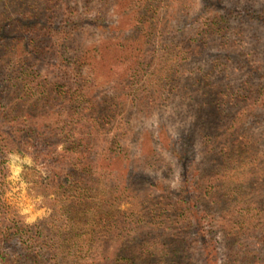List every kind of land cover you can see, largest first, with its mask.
Here are the masks:
<instances>
[{"label":"rangeland","instance_id":"obj_1","mask_svg":"<svg viewBox=\"0 0 264 264\" xmlns=\"http://www.w3.org/2000/svg\"><path fill=\"white\" fill-rule=\"evenodd\" d=\"M263 11L264 0H0V126L13 130L4 119L7 94L24 95L29 89L34 102L54 85L56 64L73 63L101 43L85 61L99 93L97 101L94 94L88 97L89 112L96 113L94 145L101 152V146L120 136L121 143L136 150L134 158L116 159L108 168L119 173L138 154L143 159L157 152L153 168L141 178L146 182L143 206H123L129 220L141 219L135 235L145 230L151 240L166 241L184 224L187 264H264V111L254 100L257 88L264 86ZM65 15L88 23L77 42L57 29ZM36 22H54L53 37L60 47L57 42L56 48L47 47L52 42L48 33L44 42L32 34ZM112 41L134 46L128 52L134 61L120 64L109 57ZM192 44L196 48L186 53ZM136 60L142 64L135 67ZM136 94L139 104L132 102ZM240 115L238 126L232 118ZM230 126L240 129L237 136L241 133L244 145L233 162L227 157L235 139ZM194 133L197 143L191 147L185 139ZM171 139L177 148H186L185 160L171 154ZM4 142L0 199L11 207L8 218L25 221L20 211L28 209V214L39 213L34 224L40 223L54 195L30 192L35 188L33 153L23 151L19 139ZM58 146L52 151L55 159H61L65 144ZM17 167L21 171L13 177ZM194 167L202 175L205 196L190 188ZM153 182L161 187L152 188ZM181 194L190 202L187 206L178 203ZM18 246L14 238L6 249Z\"/></svg>","mask_w":264,"mask_h":264},{"label":"trees","instance_id":"obj_2","mask_svg":"<svg viewBox=\"0 0 264 264\" xmlns=\"http://www.w3.org/2000/svg\"><path fill=\"white\" fill-rule=\"evenodd\" d=\"M48 11L53 13L51 10ZM261 14L264 17V11ZM36 17L33 16L34 21ZM83 21L84 17L71 19L65 15L57 29L62 32V37H69L77 42L83 30L88 27V23L82 24ZM33 25L35 31L32 34H36L44 42L45 33H48L52 42L47 47L56 48L54 22L45 26L40 22ZM26 27L25 31L30 32L31 26ZM143 38L144 43H147V36L143 35ZM57 44L59 45L58 42ZM100 44L95 45L93 49L90 47V52L99 50ZM108 48L111 50L109 57L112 56L114 61L120 64L127 59L134 61L130 54L134 51V46L131 48L125 43L112 41ZM195 48L196 46L192 44L186 53H191ZM89 50H86L83 56H77L79 59L76 57L73 63L56 64V69L51 72L54 85L49 91L48 89L41 91L40 97L34 102L29 101V89L24 95H6L8 114L4 119L13 130L4 131L0 126V153L8 146L4 141L19 139L23 151L34 155L31 173L35 176V188L30 187V192L54 196L50 199V211L46 220L35 224H26L18 218L19 216L9 219L11 207L0 199V262L187 264L184 254L188 247L184 234L188 228L186 229L184 224L175 227L174 235H170L166 241L151 240L148 238L150 233L145 234V230H140L139 235H135L140 218L134 222L124 214L123 206L126 204L138 205L141 208L142 193L145 189L142 185L146 183L141 178H146L143 171L153 168L151 159L157 152L154 149L153 155L148 154L143 159L138 154L136 159L125 167V173L108 169L116 159H125L131 155L134 158L136 150L133 151L129 144L121 143L120 136H115L106 142V145L101 146V152H98L99 147L93 143L96 139L91 126L95 122L96 113L89 112L93 108L88 97L94 94L96 100L99 93L96 90L98 84L95 78L88 72L89 64H85L86 59L93 58ZM59 55L63 60V54ZM136 64L142 63L136 60L135 67ZM24 74L28 76L25 69ZM136 76L137 74L133 75ZM47 85H50L48 80ZM257 90L254 100L257 101L259 110L264 111V86ZM15 93H19V90ZM138 96L139 94H136L137 98L132 100L133 103H141L139 101L142 99ZM242 118L243 115L236 116L232 121L236 124ZM236 125H242V120ZM228 131L235 136L232 149L227 154L229 162H233L237 159L236 152L244 145L241 133L237 136L240 129L230 126ZM68 140H71L69 146ZM185 141L188 142V146L196 145L197 134H190ZM63 143L65 144L63 156L61 159H55L52 151ZM177 147L178 145L171 139L169 151L180 161L185 160L186 148ZM211 148L213 150L212 146ZM195 167L191 175L196 180L190 188L196 193L203 194L205 185L201 183L202 175ZM42 169H45L46 173ZM209 176L213 177L211 173ZM161 184L153 182L151 186L160 188ZM205 194L207 193L203 195ZM181 196L183 200L179 199L178 203L187 206L190 202L183 194ZM191 204L195 205V201L191 200ZM186 206H182L181 209ZM191 209L187 208L188 211ZM190 214L194 215V212L191 211ZM201 215L206 214L202 212ZM195 216L198 218L197 214ZM187 221L186 217L181 222ZM183 228L185 230H181ZM14 238L19 240V246L7 251L6 246H9Z\"/></svg>","mask_w":264,"mask_h":264},{"label":"clouds","instance_id":"obj_3","mask_svg":"<svg viewBox=\"0 0 264 264\" xmlns=\"http://www.w3.org/2000/svg\"><path fill=\"white\" fill-rule=\"evenodd\" d=\"M29 161H30V158L29 157H25V162H29ZM20 171H21L20 167H17L15 169V171L13 172V177L18 176ZM28 213H29L28 209H21V211H20V214L25 217V223L26 224H32V223H34L36 221L37 215H39V213H37L36 215H31V214H28Z\"/></svg>","mask_w":264,"mask_h":264}]
</instances>
